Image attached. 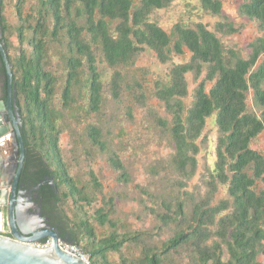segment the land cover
Wrapping results in <instances>:
<instances>
[{
  "label": "trees",
  "instance_id": "16d2710c",
  "mask_svg": "<svg viewBox=\"0 0 264 264\" xmlns=\"http://www.w3.org/2000/svg\"><path fill=\"white\" fill-rule=\"evenodd\" d=\"M7 1H2L1 25L8 60L13 67L23 137L25 145L30 147L26 172L29 175L35 171L36 182L49 177L48 183H54L52 187L49 185L52 198L48 202L47 217L61 239L89 254L91 264H111L109 252L119 253L126 243L137 241V237L120 240L115 233L97 241L95 228L88 219L83 217L75 223L64 209L63 204L70 197L75 203L93 200L78 188L60 156L62 131L53 108L60 78L49 67V44L65 45L67 50L63 106L71 105L75 86L87 75L88 110L97 114L104 100L98 51L111 69L132 65L148 49L162 64L188 51L190 60L174 65L169 82L156 89V97L170 117L169 121L159 119L158 125L168 131L172 140L175 170L185 179H191L198 166V141L208 119L215 117L220 133L215 171L201 200L189 204L181 197L175 207L163 201L167 212H154L164 227L176 228L162 250L144 245L141 259L124 261V264H176L171 258L182 251L190 255L188 264H263L259 259L264 256V190L257 191L256 187L264 182V156L252 143L264 133V0H246L238 10L241 17L256 22L263 33L249 45L248 59L226 49L216 33L202 23L195 28L177 24L168 33L151 21L155 11L167 9L177 0H38V17L25 15L28 0H16L21 47L15 60L9 53L6 37L10 31L4 17ZM198 1L205 12L221 19L216 24L217 33L232 36L239 32L224 15V0ZM27 30L31 33L28 43L33 47L29 55L23 50ZM2 69L6 71L3 66ZM205 71V78L194 91V101L187 107L185 100L190 96L187 76L191 74L199 81ZM121 81L122 74L115 71L111 80L115 99L120 96ZM208 84H212L209 90ZM251 92L259 115L248 110ZM89 139L100 152L108 153V163L118 173L117 181L129 184L131 180L122 160L116 153L108 152L101 130L91 127ZM89 175L94 189L101 192L95 173ZM64 187L69 193L64 192ZM220 187L227 188L228 197L214 203ZM106 206L110 207L108 211ZM113 211L114 199L111 198L96 211L100 225L113 226L109 219Z\"/></svg>",
  "mask_w": 264,
  "mask_h": 264
},
{
  "label": "rangeland",
  "instance_id": "374dc122",
  "mask_svg": "<svg viewBox=\"0 0 264 264\" xmlns=\"http://www.w3.org/2000/svg\"><path fill=\"white\" fill-rule=\"evenodd\" d=\"M246 0H224V15L228 16L239 29L232 36H224L216 32V24L220 18L205 12L198 0H177L167 9L155 11L151 21L159 24L165 31L171 33L177 24L195 28L202 23L209 30L216 33L226 49L236 51L242 58L248 59L251 54L249 45L263 36L256 22L239 15V7ZM16 0H8L4 12L10 31L7 33L10 44L9 53L12 59L20 55V43L17 28L20 21L16 13ZM38 0H28L25 15L37 16ZM51 22V23H50ZM49 27L52 26L50 20ZM33 24L34 21L32 20ZM31 36L26 31V42L23 50L28 55L33 47L27 38ZM50 69L59 76L60 82L56 86L53 108L58 115V126L62 131L59 141V152L62 161L84 195H88L91 203L81 201L75 203L73 198L64 202L63 206L68 216L77 223L86 218L95 228L97 241L110 238L113 233L121 240L124 237H137V241L126 243L119 253L109 252L108 260L111 264H124L143 257L144 245L152 250L159 249L175 233L176 228H166L159 221L155 213H165L167 210L163 201L175 204L182 197L189 204L201 200L208 191L207 183L212 179L217 163V147L220 138L215 117L208 119L202 137L198 141L200 154L196 174L191 179H185L178 174L173 165L174 146L166 129L158 125V120H170L164 104L156 97V89L161 84H167L170 71L174 65L184 64L191 58L187 51L184 56H175L172 62L162 64L155 53L146 50L141 53L130 66L111 69L105 62L100 51L99 70L104 86V100L101 111L90 113L88 110L89 90L87 75L80 79L75 86L74 100L69 107H64L62 91L64 84V69L66 46L49 44ZM115 71L122 74L120 96H113L111 80ZM206 71L199 81L189 74L190 96L185 100L187 107L194 101L195 89L205 78ZM212 84H208V90ZM248 110L260 114L253 102V93L248 95ZM97 127L102 132V139L107 143L108 152L116 153L122 160L131 182L122 184L117 181L118 173L108 163V153H102L92 146L89 139L91 127ZM252 147L264 156V133L253 141ZM90 172H94L102 186L101 192L94 189ZM64 192L69 193L67 187ZM257 191L264 190V182H259ZM227 188L220 187L214 203L226 199ZM114 199V211L110 216L113 226L108 223L100 225L96 211L104 207L108 201ZM110 209L106 206V211ZM187 211L190 207L187 206ZM187 251L174 253L171 259L176 264L190 263ZM264 264V256L259 259Z\"/></svg>",
  "mask_w": 264,
  "mask_h": 264
},
{
  "label": "water",
  "instance_id": "95a60500",
  "mask_svg": "<svg viewBox=\"0 0 264 264\" xmlns=\"http://www.w3.org/2000/svg\"><path fill=\"white\" fill-rule=\"evenodd\" d=\"M2 1L0 0V53L8 76L9 95L7 102L0 100V144L6 138L8 124L15 129L14 157L8 160L17 162L18 174L15 182L13 184L9 182L7 185L5 183L8 176L7 169L0 166V264H89L63 250L60 241L68 242L61 239L55 229L43 224L39 214H37V225L27 226L23 220L21 204L24 199L19 190V176L25 163L26 149L20 130L22 122L13 106L15 102L13 67L8 60L6 42L2 41ZM6 167L8 168L7 164ZM6 234L9 236H5ZM49 238L53 239L54 244L48 248H37L31 244Z\"/></svg>",
  "mask_w": 264,
  "mask_h": 264
},
{
  "label": "flooded vegetation",
  "instance_id": "af4514ba",
  "mask_svg": "<svg viewBox=\"0 0 264 264\" xmlns=\"http://www.w3.org/2000/svg\"><path fill=\"white\" fill-rule=\"evenodd\" d=\"M2 41H5L4 30H3ZM2 66L3 68H5L3 60L2 62H0V67H1L0 68V100L7 102L9 95L8 76H7V72L4 71V69H2ZM15 86L13 90V100L15 101L13 103V106L22 122V128H20V130L23 136V132H24L23 121L21 118L20 105L17 99V91L15 89ZM6 131H7L5 135L6 138L0 144V157H1L0 166L7 169L8 176L5 180V183L8 185L9 182L12 184L15 182L18 174V168L16 167L17 162L15 160L14 161L8 160L14 157L15 139L13 133L15 132V129L7 124ZM24 144H25V140H24ZM25 149H26L25 154L27 156V151L30 149V147L28 145L27 146L25 145ZM26 163L27 162L25 158V163L19 176V190L21 197L24 199V201H22L21 204L23 220L26 222L27 226L35 225V224L37 225V214H39L40 219H42L44 222L43 224L52 227L50 223L51 220L49 219V217H47V207L49 205L48 202L52 198V193L50 192L51 188L49 185H51L52 187L53 185L52 181L49 184L48 183L50 181L49 177H46L45 180L43 179V181L41 182H36V180L34 179L35 171L30 172V174L28 175V173L26 172ZM6 164L8 165V168L6 167ZM5 236H9V235L6 234Z\"/></svg>",
  "mask_w": 264,
  "mask_h": 264
},
{
  "label": "built area",
  "instance_id": "2783aa9c",
  "mask_svg": "<svg viewBox=\"0 0 264 264\" xmlns=\"http://www.w3.org/2000/svg\"><path fill=\"white\" fill-rule=\"evenodd\" d=\"M31 244L37 248H48V247L52 246L54 244V242H53L52 238H49V239H45L43 241L31 243ZM60 244H61L62 249L65 250L66 252L71 253V254L81 258L85 262L91 264L90 263V261H91L90 255L85 253L78 245L65 243L63 241H60Z\"/></svg>",
  "mask_w": 264,
  "mask_h": 264
}]
</instances>
